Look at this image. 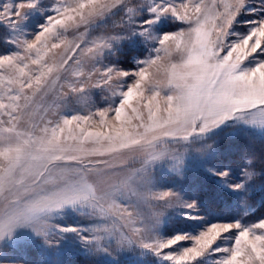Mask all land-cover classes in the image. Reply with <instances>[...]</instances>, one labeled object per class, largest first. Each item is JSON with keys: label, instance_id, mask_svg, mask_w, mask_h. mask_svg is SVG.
I'll return each instance as SVG.
<instances>
[{"label": "snow or ice", "instance_id": "6c2138e0", "mask_svg": "<svg viewBox=\"0 0 264 264\" xmlns=\"http://www.w3.org/2000/svg\"><path fill=\"white\" fill-rule=\"evenodd\" d=\"M250 5L259 15L235 31ZM40 12L38 30L27 31ZM169 18L188 26L159 30ZM0 24L14 48L0 53V246L27 229L50 248L73 237L89 264L99 255L113 264H264V215L168 231L177 210L202 220L201 200L156 175L184 176L195 157L219 191L254 211L248 197L264 194V152L258 170L249 160L234 173L221 145L264 143V0H2ZM140 44L147 58L132 55ZM90 87L111 93L107 107L48 118ZM94 117L99 130L82 126ZM69 213L84 223L59 222Z\"/></svg>", "mask_w": 264, "mask_h": 264}, {"label": "rangeland", "instance_id": "374dc122", "mask_svg": "<svg viewBox=\"0 0 264 264\" xmlns=\"http://www.w3.org/2000/svg\"><path fill=\"white\" fill-rule=\"evenodd\" d=\"M0 2H2V0H0ZM4 2H13V0H4ZM178 2L179 0H177V3ZM44 3L49 4L50 0H44ZM257 15H259V12L253 11L252 6L250 5L249 9L238 18L234 30L241 33L246 32L248 26L244 24L243 21L250 18L254 19ZM43 19V12L30 13L24 26L29 32L37 31V25L42 23ZM187 26L186 23L177 22L169 18L159 26V30L180 31L187 28ZM8 35L9 30L6 26L0 24V53L14 50V48L6 42ZM69 38H71V33L69 34ZM148 54V50L143 44L138 45L136 53H132V55H137L139 58H147ZM121 60L124 61V58L121 57ZM120 66L128 69V62H122ZM134 69L135 65L133 64L132 70ZM110 96L111 93L106 89L90 87L83 98L78 99L75 94H72L66 99L59 101L60 107L54 109L58 115L55 117L49 115L48 118L59 119L63 115H90L100 107H107L111 102L108 99ZM97 120H99V117H94L90 120L88 125L82 124V126L88 127L89 130L93 131L99 130V128L95 126ZM73 126H75V122ZM221 147L224 149L225 162L233 165L234 173L238 171L235 164L247 163L250 160L252 164L257 165L256 160H258V158L255 155H251L247 159L242 158L245 153L250 152L244 150L240 145L239 147H235L238 151L236 155L232 146L224 145ZM258 169L259 166L257 165V170ZM156 175L161 187H175L178 190L183 191L186 194V198L192 199L198 198L194 192L197 182V180L195 181L196 177L200 179V177L207 174H204L199 170V161L193 157L186 161L184 176L176 177L174 175H169L166 169L160 167L157 168ZM251 194L252 193L249 194L248 203L254 211L249 210L247 214H245L244 209L240 206L237 199L230 194V198L226 196L228 200L227 202L229 203L228 207L221 204L222 206L220 208H215L213 204L219 201L213 200L214 202L207 203L199 198L201 200L200 215L203 219L189 220L185 216H181L180 210H177L175 213L170 214L167 230H184L195 234L207 224L216 222L217 220L241 219L245 225L251 224L264 215V209L259 207L262 199L260 196L253 194L251 196ZM77 221L84 223L82 217L69 213L64 220L59 222L65 223ZM232 243L233 240L231 237L221 242L224 247L231 246ZM222 255L223 254H221V256ZM93 259L97 264L100 262L104 264H113V258L105 255H99ZM88 262L89 260L80 250L79 241L75 240L73 237H69L68 240L62 241L57 247L50 248L45 246L43 241L40 238L35 237L29 230L18 229L10 241L0 246V264H86ZM204 264H212L211 259L204 262Z\"/></svg>", "mask_w": 264, "mask_h": 264}, {"label": "trees", "instance_id": "16d2710c", "mask_svg": "<svg viewBox=\"0 0 264 264\" xmlns=\"http://www.w3.org/2000/svg\"><path fill=\"white\" fill-rule=\"evenodd\" d=\"M255 136V134H253ZM238 144V145H237ZM232 146L235 155L238 152L235 147H239V145L244 149L252 153L253 155L257 156L258 160L257 165L259 166V156L261 155L262 152H264V143H262L259 138L256 139H251V138H246V137H241L239 139L233 140V141H228L221 146ZM196 185L194 188L195 195L200 198L203 202L207 203H212L214 202L213 200H217L219 202H216L214 205L215 208H220L223 204L225 207L229 206V203L227 202V198H230V195L226 193L225 191H219L215 186H214V180L210 176H202L199 178L196 177L195 181ZM253 195L260 196V198H264V194L259 192V189H257ZM251 194V196H252ZM261 209H264V207L261 206V203L259 205ZM86 264H89L86 263ZM97 264V262H96ZM99 264H104V263H99Z\"/></svg>", "mask_w": 264, "mask_h": 264}]
</instances>
